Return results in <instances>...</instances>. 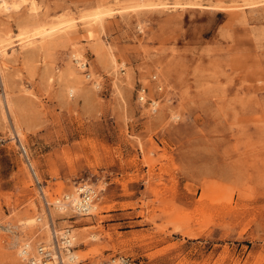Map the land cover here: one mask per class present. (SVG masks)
<instances>
[{
  "label": "rangeland",
  "instance_id": "obj_1",
  "mask_svg": "<svg viewBox=\"0 0 264 264\" xmlns=\"http://www.w3.org/2000/svg\"><path fill=\"white\" fill-rule=\"evenodd\" d=\"M36 3L0 15V264H67L60 232L75 264H264V0ZM81 185L92 213L56 208Z\"/></svg>",
  "mask_w": 264,
  "mask_h": 264
},
{
  "label": "bare ground",
  "instance_id": "obj_2",
  "mask_svg": "<svg viewBox=\"0 0 264 264\" xmlns=\"http://www.w3.org/2000/svg\"><path fill=\"white\" fill-rule=\"evenodd\" d=\"M142 6H143V4H142ZM24 7H26L27 8V10H28V12H29V14L33 17V18H36L37 19V14H38V12H39V5H38V3H36V0H0V15H3V16H6L7 18H9L10 17V15L9 14H12V13H16V12H18V11H20V10H22ZM147 7V6H146ZM108 10V9H107ZM106 10V11H107ZM106 11H103V10H98L97 12H95L94 13V15H95V17H99V16H101L100 14H102V13H107L108 14V11L106 12ZM110 14V13H109ZM104 15V14H103ZM66 20H64V19H61V20H58V21H56V22H51V23H49V24H46V23H40L39 25H37L38 27L36 28V33L37 34H39V35H42L41 37H43L44 35H50L51 33H55V31L57 30V29H60V26H62L61 24L63 23V24H65L66 22H65ZM62 27H65V26H62ZM62 30V29H61ZM26 33V31H20L19 33H17L16 35H22V34H25ZM21 42V41H20ZM12 43V41H10V37L8 36V35H6V34H3V33H1L0 32V55H3L4 54V52H5V50L8 48V47H10L11 44ZM13 45V44H12ZM8 46V47H7ZM7 53V52H6ZM77 53H72V56H73V60H75L77 63H79L80 62V60H81V57L79 56V55H77ZM82 63V62H81ZM81 63H79V64H81ZM0 82L2 83V86H3V89H4V82H3V80H2V78L0 77ZM0 83V84H1ZM2 89V88H1ZM74 91V89H73V87H69L68 88V93H72ZM3 92V91H2ZM0 96H1V99H0V106H1V111H2V113H5L6 112V106L5 105H7V101L8 100H6V97H5V95H1V93H0ZM19 132L18 131H15L14 132V137L16 138V140H17V142H18V145L20 146V148H21V150H22V152H23V154H24V156H25V159H27V161H28V165H29V168L30 169H32V171H33V173H32V175L34 176L35 175V177H36V173H35V171H34V169H33V166H32V164H31V162L28 160V156H27V154H26V149H25V147H24V145H23V143L21 142V140H20V138H19ZM86 189H90L91 187H89V186H86L85 187ZM81 188H77L75 191H73L72 193H70V195H67L66 196V198H67V200L68 201H62L61 199H55L53 202H54V204H55V206H56V208L57 209H64L67 205H70V206H72V204L73 203H75L77 200H78V198H79V196H78V194H79V190H80ZM90 190H93V189H90ZM42 194V193H41ZM60 198V197H59ZM75 207H72V209L74 210V211H76L75 209H74ZM96 208V206L95 205H93L92 203L89 205V207L87 208V211L85 212V213H80L79 211H78V213L79 214H89V213H92L93 211H94V209ZM39 217H36V219H38ZM22 221V220H21ZM28 222H29V224L30 225H33V224H35L36 222H35V220L33 219V218H30L29 220H28ZM28 224V225H29ZM47 224H49V223H47ZM42 227L43 228H45L46 227V225L44 226V224L42 225ZM21 230H23V229H21ZM60 232V231H59ZM67 232V231H66ZM55 233H56V231H55ZM22 234V233H21ZM60 238H62L63 240H61V246L60 247H64L66 250H67V255L65 256V260H66V263L67 264H75L77 261H79L81 258H80V255L79 254H75V253H73V252H71L70 250H69V248H67L66 246L68 245V246H70V244H71V241H72V239H74L73 238V235H72V233L71 232H68V233H65V232H60ZM23 237V236H22ZM67 238V239H66ZM28 239H29V237H28ZM28 239H24V237L21 239H19V238H17V239H15V241H13V243H12V245L16 248V253L19 255V256H21V254H22V252H23V249L26 247L28 250H29V252H32V246L34 245H30V243L31 242H29L28 241ZM65 239V240H64ZM50 243H52V242H50ZM53 245V244H52ZM59 246V245H58ZM52 248L54 249V251L52 250ZM49 249H50V254H51V256L53 257V259L55 260V262L57 263V262H63V260L61 259V257H60V255H59V253H60V249H59V247H54V246H50V244H49ZM64 249V250H65ZM57 253V254H56ZM33 254H34V252H33ZM24 259V258H23ZM50 264V263H49ZM52 264V263H51Z\"/></svg>",
  "mask_w": 264,
  "mask_h": 264
},
{
  "label": "built area",
  "instance_id": "obj_3",
  "mask_svg": "<svg viewBox=\"0 0 264 264\" xmlns=\"http://www.w3.org/2000/svg\"><path fill=\"white\" fill-rule=\"evenodd\" d=\"M79 63H81V64H79ZM79 63H77V67L79 69H81V71L84 73L86 78H89L90 77V71L88 69L87 61L80 60ZM141 92H143V90ZM141 92L138 94L139 101L142 103H146L152 111L156 110V105H157L156 100L147 99L143 94H141ZM85 187H86V185H81V186L77 187V188H81L79 190V194H78L79 198L71 206V207L76 208V209L74 208L76 210V212L79 211L80 213H85L87 211V208L89 207V205L92 203V200L94 197V190H90L91 188L86 189ZM67 195H70V194H65L64 195L65 198ZM50 252L51 251H50L49 247L44 246L42 244H38L36 247V251H35L34 255H32L31 252H29V250L25 247L23 249L21 256H22V258L26 259V261L29 264H49V263L50 264L51 263L52 264H62L63 263V262H57L56 263L55 260L53 259V257L51 256ZM120 263L121 264H134V262L131 259L126 258V257L122 258L120 260Z\"/></svg>",
  "mask_w": 264,
  "mask_h": 264
}]
</instances>
